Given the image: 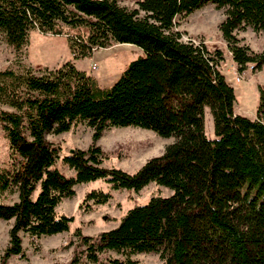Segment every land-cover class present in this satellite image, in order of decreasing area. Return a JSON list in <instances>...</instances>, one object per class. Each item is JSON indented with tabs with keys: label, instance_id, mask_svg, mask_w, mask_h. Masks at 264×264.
I'll return each instance as SVG.
<instances>
[{
	"label": "trees",
	"instance_id": "obj_1",
	"mask_svg": "<svg viewBox=\"0 0 264 264\" xmlns=\"http://www.w3.org/2000/svg\"><path fill=\"white\" fill-rule=\"evenodd\" d=\"M213 3L226 9L219 26L239 72L264 68V50H251L237 31L264 32V0H140L130 9L120 0H0V35L22 51L33 31L69 37L75 60L97 49L128 44L143 51L111 86L68 62L60 68L0 71V124L10 146L11 168L0 172V220L12 222L0 264L26 258L30 238L69 232L73 217L57 208L78 185L105 181L112 189L140 193L151 183L173 191L129 210L119 225L96 236L77 229L66 249L68 264H138L132 255L160 252L162 264H264V88L256 120L236 113L234 86L220 70L224 54L184 40L176 19ZM216 139L206 134V111ZM86 124L87 150L75 149L57 168L59 149L48 135ZM139 128L175 139L136 173L104 166L98 144L113 128ZM110 193L92 191L85 202L105 205ZM117 255L116 256H114Z\"/></svg>",
	"mask_w": 264,
	"mask_h": 264
},
{
	"label": "rangeland",
	"instance_id": "obj_2",
	"mask_svg": "<svg viewBox=\"0 0 264 264\" xmlns=\"http://www.w3.org/2000/svg\"><path fill=\"white\" fill-rule=\"evenodd\" d=\"M140 0H120L121 5L133 9ZM226 9H217L213 3H207L201 9L187 17L176 19L177 30L184 33V40H192L196 44L204 43L211 51L220 50L224 60L220 70L236 91V113L248 119L256 120L261 104L259 88H264V68L254 72L249 65L245 72H239L226 42L219 30L225 20ZM61 34L33 31L29 44L20 52L10 47L0 35V71L7 69L22 70L31 68L35 72L45 69L60 68L71 62L80 70L95 78L103 87H111L128 69L130 64L143 56L138 47L128 44H114L105 49H97L91 58L75 60L68 44L69 37L86 35L85 29H70L63 27ZM237 36L254 52L264 50V32L254 33L251 27L237 31ZM0 109L10 110L6 106ZM206 134L210 140L216 139L214 120L209 110L206 111ZM92 130L84 123L75 125L70 132L60 135L50 134L48 139L59 149L60 155L57 168L68 177L74 172L64 164L63 159L75 149L87 150L92 142ZM175 139H164L154 132L139 128H113L106 131L98 142L108 159L104 166L136 173L148 160L161 156ZM9 142L0 124V172L11 168ZM92 191L110 193L112 199L105 205L86 203V195ZM76 195L64 200L57 208L58 215L73 217L74 222L69 232L56 236L30 238L23 235V248L26 258L13 256L7 264H68L73 255V249H66L77 229L87 236L116 228L126 213L137 207L147 205L153 197H170L173 191L149 184L140 193L133 190L112 189L105 181L78 185ZM18 195L10 192L0 194V202L13 204ZM12 222L0 220V260L9 245V232ZM117 257V255L114 254ZM131 259L138 264H162L160 252H149L132 255Z\"/></svg>",
	"mask_w": 264,
	"mask_h": 264
},
{
	"label": "water",
	"instance_id": "obj_3",
	"mask_svg": "<svg viewBox=\"0 0 264 264\" xmlns=\"http://www.w3.org/2000/svg\"><path fill=\"white\" fill-rule=\"evenodd\" d=\"M73 152V151H72Z\"/></svg>",
	"mask_w": 264,
	"mask_h": 264
}]
</instances>
